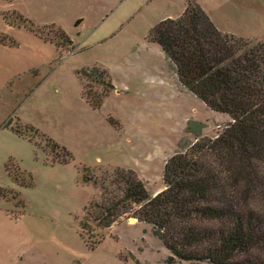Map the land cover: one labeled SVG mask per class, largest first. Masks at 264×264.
<instances>
[{"label":"rangeland","instance_id":"374dc122","mask_svg":"<svg viewBox=\"0 0 264 264\" xmlns=\"http://www.w3.org/2000/svg\"><path fill=\"white\" fill-rule=\"evenodd\" d=\"M186 1L0 0V187L11 194L0 197V264H161L169 255L149 224L121 217L102 229L83 209L100 200L99 184L115 167L133 170L150 195L158 193L168 157L196 135L214 139L231 122L187 121L181 128L199 108L148 34ZM202 2L226 32L264 44V0ZM25 20L33 28L60 27L73 48L57 51ZM93 66L113 86L98 108L82 91L84 85L98 95L100 80L79 78ZM45 139L71 159L62 163ZM8 163L32 184L14 182ZM83 167L98 184L83 181ZM80 221L103 235L94 248L79 236Z\"/></svg>","mask_w":264,"mask_h":264},{"label":"trees","instance_id":"16d2710c","mask_svg":"<svg viewBox=\"0 0 264 264\" xmlns=\"http://www.w3.org/2000/svg\"><path fill=\"white\" fill-rule=\"evenodd\" d=\"M45 27L55 38L46 36ZM32 31L57 51L73 48L60 27ZM148 39L161 47L182 86L233 122L214 139L196 135L185 150L168 157L163 189L154 195L133 170L115 167L99 184L100 200L83 209L85 217L102 229L121 217L149 224L169 252L161 264H264V44L220 31L196 0H187L179 17L160 20ZM85 73L100 80L98 95L92 96L84 85L82 91L85 101L98 108L113 86L103 68L81 70L80 80ZM45 140L64 157L62 163L71 159ZM9 164L5 168L14 182L32 184L28 174L18 167L12 173ZM82 171L84 182L98 184L89 169ZM8 195L0 187V197ZM78 228L90 248L103 239L93 235L88 221H80Z\"/></svg>","mask_w":264,"mask_h":264},{"label":"crops","instance_id":"0c3cea01","mask_svg":"<svg viewBox=\"0 0 264 264\" xmlns=\"http://www.w3.org/2000/svg\"><path fill=\"white\" fill-rule=\"evenodd\" d=\"M197 3L199 4V6L206 12L208 11L206 8L207 6L205 5L204 2H202V0H198ZM186 5V3H185ZM185 5L184 7L182 8L181 12L177 15V16H166L164 17L163 19L165 18H177L181 15L182 11L184 10L185 8ZM207 13V12H206ZM209 13V12H208ZM207 15L209 16L210 20L213 22V24L222 32H226V30H224V28L218 24V22L210 15L208 14ZM228 33V32H226ZM150 43H153V44H156L154 42H151ZM157 46H159L158 44H156ZM160 47V46H159ZM161 49V47H160ZM162 50V49H161ZM163 52V51H162ZM164 54V52H163ZM165 55V54H164ZM166 56V55H165ZM171 62V61H170ZM172 65V68H173V72H174V75L176 77V80H177V83H178V87L179 89L182 91V92H187L189 93L190 95V98H195V102L197 104V107L199 108V112H197L196 110H192V112L190 111V114H187L183 117L182 121H181V128L183 129L184 125H186L187 121H196V122H205V123H209V122H218V121H225L227 119H231L227 114H224V113H218V112H214L212 111L210 108H208L200 99H198L194 94H192L190 91H188L184 86H182V84H180V82L178 81V78H177V75L175 73V69H174V66L173 64L171 63ZM164 164V163H163Z\"/></svg>","mask_w":264,"mask_h":264},{"label":"built area","instance_id":"2783aa9c","mask_svg":"<svg viewBox=\"0 0 264 264\" xmlns=\"http://www.w3.org/2000/svg\"><path fill=\"white\" fill-rule=\"evenodd\" d=\"M231 122H233V120H231ZM218 127H220V126H218ZM226 127H227V126H225V128H226ZM225 128H224V129H225ZM224 129H223V130H224ZM223 130H222V131H223ZM218 135H219V133L216 134V135L214 136V138L217 137Z\"/></svg>","mask_w":264,"mask_h":264}]
</instances>
